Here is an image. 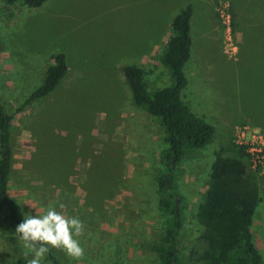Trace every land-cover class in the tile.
Wrapping results in <instances>:
<instances>
[{
  "label": "rangeland",
  "instance_id": "374dc122",
  "mask_svg": "<svg viewBox=\"0 0 264 264\" xmlns=\"http://www.w3.org/2000/svg\"><path fill=\"white\" fill-rule=\"evenodd\" d=\"M206 1L216 2L46 0L31 8L0 0V105L12 116L8 195L22 220L52 207L82 221L84 233L76 238L84 256L77 260L52 249L60 264L159 262L171 217L159 206L166 196L158 185L167 171L161 160L164 133L160 121L133 102L123 68H141L150 91L172 84L159 56L171 35L170 22L188 5L192 53L183 69L187 85L181 97L214 134L168 173L183 222L181 264H194L189 252L205 245L196 214L215 154L235 144L240 126L264 131V0H228L234 31L243 36L236 52L226 47L215 14L209 20ZM60 53L66 58L65 77L48 96L22 107ZM244 161L257 186L250 230L264 264V160L255 170L247 153ZM10 237L22 256L28 251L3 222L0 264H15Z\"/></svg>",
  "mask_w": 264,
  "mask_h": 264
},
{
  "label": "trees",
  "instance_id": "16d2710c",
  "mask_svg": "<svg viewBox=\"0 0 264 264\" xmlns=\"http://www.w3.org/2000/svg\"><path fill=\"white\" fill-rule=\"evenodd\" d=\"M9 4L22 2L28 7L38 8L46 0H3ZM192 7L188 5L179 11L171 23V35L159 56V62L167 69L172 84L150 91L144 71L137 66H125L123 74L127 81L133 102L150 116L157 118L164 133L166 148L161 160L166 166L158 179L159 189L166 193L160 200V208L169 213L158 249V264H181L178 257V237L182 228L181 213L174 206L179 197L171 184L169 170L177 166L192 150L204 148L212 139L214 127L205 119L194 114L182 101L181 92L187 85L183 69L190 58V19ZM67 64L64 54H57L46 69L42 84L31 92L22 104L48 96L65 77ZM12 116L6 114L0 105V224L12 230L22 222L15 202L8 195V177L11 168L12 150L10 124ZM232 155H225V152ZM243 147L230 144L215 154L209 176V187L204 201L196 214L202 226L200 239L205 245L194 247L189 255L194 264H262L250 230L257 204V186L247 176ZM15 264H26L20 254L17 240L9 238ZM42 264H60L52 252Z\"/></svg>",
  "mask_w": 264,
  "mask_h": 264
},
{
  "label": "clouds",
  "instance_id": "9594fccd",
  "mask_svg": "<svg viewBox=\"0 0 264 264\" xmlns=\"http://www.w3.org/2000/svg\"><path fill=\"white\" fill-rule=\"evenodd\" d=\"M15 233L28 250L24 254L26 264H42L52 249L62 250L77 260L84 256V248L76 238L83 235L84 224L78 217H67L55 208L49 207L43 214L24 216Z\"/></svg>",
  "mask_w": 264,
  "mask_h": 264
},
{
  "label": "built area",
  "instance_id": "2783aa9c",
  "mask_svg": "<svg viewBox=\"0 0 264 264\" xmlns=\"http://www.w3.org/2000/svg\"><path fill=\"white\" fill-rule=\"evenodd\" d=\"M214 11L219 25L224 31V42L236 52V39L234 31V19L231 5L228 0H216ZM235 144L245 149L250 167L255 170L264 160V131L248 125L240 126L234 133Z\"/></svg>",
  "mask_w": 264,
  "mask_h": 264
},
{
  "label": "crops",
  "instance_id": "0c3cea01",
  "mask_svg": "<svg viewBox=\"0 0 264 264\" xmlns=\"http://www.w3.org/2000/svg\"><path fill=\"white\" fill-rule=\"evenodd\" d=\"M206 4L207 5H209V14L210 15H208V17H209V20L211 19V17L212 16H214V14H215V11H214V6H215V3L213 4V6L211 5V4H209V3H207V1H206ZM214 12V13H213ZM178 13H179V11H178ZM177 13V14H178ZM176 14V15H177ZM216 16V15H215ZM174 19V18H173ZM217 19V18H216ZM170 23H172V21L170 22ZM190 23V22H189ZM170 27H171V25H170ZM235 39H236V41L237 40H239V42L241 43L242 41H243V36H242V34L239 32V31H236V33H235ZM192 53V52H191ZM190 56H191V54H190ZM190 59V58H189ZM188 62V61H187ZM186 62V63H187Z\"/></svg>",
  "mask_w": 264,
  "mask_h": 264
},
{
  "label": "water",
  "instance_id": "95a60500",
  "mask_svg": "<svg viewBox=\"0 0 264 264\" xmlns=\"http://www.w3.org/2000/svg\"><path fill=\"white\" fill-rule=\"evenodd\" d=\"M6 220L4 219V222H5Z\"/></svg>",
  "mask_w": 264,
  "mask_h": 264
}]
</instances>
